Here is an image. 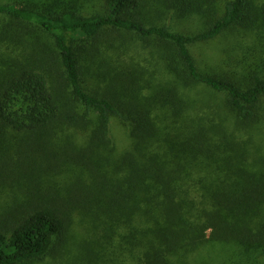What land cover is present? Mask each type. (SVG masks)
<instances>
[{
  "label": "trees",
  "instance_id": "1",
  "mask_svg": "<svg viewBox=\"0 0 264 264\" xmlns=\"http://www.w3.org/2000/svg\"><path fill=\"white\" fill-rule=\"evenodd\" d=\"M0 18V264L80 240L87 264L206 243L264 264V0H24ZM222 37L245 47L236 67L199 63Z\"/></svg>",
  "mask_w": 264,
  "mask_h": 264
},
{
  "label": "rangeland",
  "instance_id": "2",
  "mask_svg": "<svg viewBox=\"0 0 264 264\" xmlns=\"http://www.w3.org/2000/svg\"><path fill=\"white\" fill-rule=\"evenodd\" d=\"M24 0H0L1 3H14L20 5ZM27 1V0H26ZM1 26V18H0ZM40 39L48 44L49 40L40 36ZM137 42L136 48L141 52L147 53L152 46V41H141L135 38ZM244 43V42H243ZM245 47L237 46L230 37H222L212 40L208 43L199 44L193 49V53L197 61L203 65H209V68H221L226 67L235 68L236 63L234 61V56L243 55ZM102 56L99 58L94 56V59H98L95 64L104 71L105 67L100 62ZM247 57H251L247 53ZM95 68V67H94ZM94 70V69H93ZM112 133L115 134L119 145L124 143L125 139L123 137V130L120 124L117 123L116 119L112 121ZM81 246L76 247L72 244L67 245L63 251H61L62 246L59 248L50 250L42 259L30 261L24 264H87L86 260H83L85 255L88 253L85 250V245L80 240ZM60 250V251H59ZM74 252V253H73ZM111 260L108 262L97 261L90 259L92 264H110ZM114 264H118L117 260L112 261ZM111 262V263H112ZM257 262V263H256ZM261 264L259 261H255L252 257L239 255L237 252H233L231 247L217 245L213 243H206L203 247L191 253L188 257L181 260L177 264Z\"/></svg>",
  "mask_w": 264,
  "mask_h": 264
}]
</instances>
